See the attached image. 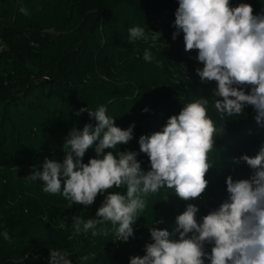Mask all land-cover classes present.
<instances>
[{
    "label": "trees",
    "instance_id": "obj_1",
    "mask_svg": "<svg viewBox=\"0 0 264 264\" xmlns=\"http://www.w3.org/2000/svg\"><path fill=\"white\" fill-rule=\"evenodd\" d=\"M241 3L250 4L254 14L264 12V0H230L232 7ZM178 6V0H0V233L11 238L0 235V264H49L50 250L67 252L72 264H130V258L146 254L145 246L153 242L151 228L171 233L187 203L199 208L201 220L228 198L229 175L235 181L253 174L239 158L255 156L264 147V125L257 124L252 106L232 116L216 111V82L201 81L196 73L203 67L197 50H184L182 31L172 38ZM132 26L143 27L147 39L129 42ZM154 33H160L156 41ZM145 49L153 62L143 59ZM200 98L208 99V115L217 129L202 196L186 202L165 186L146 198L127 242L117 241L110 222L104 226L107 235L82 231L70 240L73 218H95L107 192L91 206L69 207L62 194L46 193L42 181L27 177L42 171L45 158L63 162V145L73 128L96 126L87 112L76 113L103 105L116 126L134 125L129 143L103 154L136 152L146 172L150 161L140 152V136L161 131L169 117ZM96 144L83 163L102 158ZM108 192L126 194V187ZM205 247L211 251V245Z\"/></svg>",
    "mask_w": 264,
    "mask_h": 264
},
{
    "label": "clouds",
    "instance_id": "obj_2",
    "mask_svg": "<svg viewBox=\"0 0 264 264\" xmlns=\"http://www.w3.org/2000/svg\"><path fill=\"white\" fill-rule=\"evenodd\" d=\"M178 4L174 21L177 31L172 38L182 31L184 50H197L196 58L203 67L196 73L201 81L216 82L213 95L220 97L214 101L216 111L232 116L252 106L257 124L264 125V12L254 14L253 7L246 3L232 7L230 0H178ZM19 11L28 15L24 7ZM159 36L154 33L152 40ZM128 39H147L145 29L129 27ZM143 59L155 60L148 49ZM156 64L162 67L160 61ZM208 103L206 98L188 103L178 115L168 118L161 131L140 136V152L150 161L146 172L136 152L103 154L105 149L129 143L134 125L127 129L116 126L103 105L95 111L81 108L76 115L87 112L97 121L96 126L85 124L82 131L73 128L63 145V162L45 158L42 171L34 170L27 179L42 181L46 193L62 194L69 207L91 206L98 195L107 192L95 218H73L74 231L69 239L82 231H91L93 237L107 235L104 226L110 222L117 241L127 242L134 235L133 224L147 207L149 194L166 186L187 202L200 198L208 187L205 177L213 167L209 153L217 131L208 115ZM97 141L95 152L97 157L103 154L102 158L83 163L86 151ZM239 160L253 170L249 179L234 181L229 175L228 198L201 220H197L199 208L187 203L176 216L171 233L151 228L153 242L145 246L144 256L130 258V264H264V147L255 156L245 154ZM122 186L126 194L108 192ZM175 234L179 238L170 239ZM0 235L11 239L6 231ZM206 245H211L210 252ZM68 256L67 252L50 250L49 264H72ZM81 259L86 261L88 257Z\"/></svg>",
    "mask_w": 264,
    "mask_h": 264
}]
</instances>
